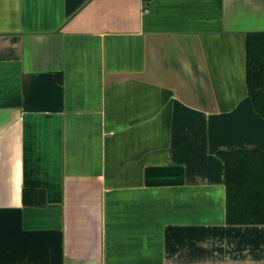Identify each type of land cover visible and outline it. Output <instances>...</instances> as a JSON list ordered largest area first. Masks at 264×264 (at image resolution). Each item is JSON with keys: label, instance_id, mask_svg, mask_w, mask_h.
<instances>
[{"label": "crops", "instance_id": "crops-1", "mask_svg": "<svg viewBox=\"0 0 264 264\" xmlns=\"http://www.w3.org/2000/svg\"><path fill=\"white\" fill-rule=\"evenodd\" d=\"M252 33L264 0H0V264H264L221 157L264 151Z\"/></svg>", "mask_w": 264, "mask_h": 264}, {"label": "trees", "instance_id": "trees-1", "mask_svg": "<svg viewBox=\"0 0 264 264\" xmlns=\"http://www.w3.org/2000/svg\"><path fill=\"white\" fill-rule=\"evenodd\" d=\"M247 86L256 111L264 117V33L248 37ZM228 195V221L256 223L264 211V151L222 153Z\"/></svg>", "mask_w": 264, "mask_h": 264}]
</instances>
